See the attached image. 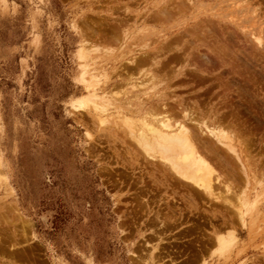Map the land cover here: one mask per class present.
<instances>
[{"label": "rangeland", "instance_id": "1", "mask_svg": "<svg viewBox=\"0 0 264 264\" xmlns=\"http://www.w3.org/2000/svg\"><path fill=\"white\" fill-rule=\"evenodd\" d=\"M91 28L98 34L90 37ZM146 50L160 52L165 66L126 65L124 57ZM86 64L102 86L109 81L96 91L112 102L105 125L88 101ZM128 80H140V90ZM164 103L242 128L251 151L244 169L224 148L212 157L241 207L233 195L231 204L209 200L145 161L122 119L138 124ZM6 263L264 264V0H0Z\"/></svg>", "mask_w": 264, "mask_h": 264}, {"label": "bare ground", "instance_id": "2", "mask_svg": "<svg viewBox=\"0 0 264 264\" xmlns=\"http://www.w3.org/2000/svg\"><path fill=\"white\" fill-rule=\"evenodd\" d=\"M117 24L120 25V22ZM120 28H122V27H120ZM91 29L92 30L90 31V35L88 33H87V35H89L91 37L93 35L98 34V32H96L95 29H93V28H91ZM89 30H90V28H89ZM110 39H108V40H110ZM256 40H257L258 44H260L262 42V40L259 36H256ZM105 42H106V40H105ZM171 47H172V45H171ZM150 51H148V50L143 51V53H144L143 56L142 57L139 56V58L137 57L138 56L137 55V56H132V57L131 56L124 57L123 59L127 60L126 65H128L131 68H138L143 63L145 64V62H148V63H152V64H150L151 67H152V65H154V66L156 65L159 69L160 68L162 69L166 64L163 61L164 58L159 59L160 60L159 61L158 57H157L159 55L156 54V53H158V51H153V52H155L154 54ZM162 52H163V50H162ZM85 53L88 55L87 51ZM158 54H160V52ZM173 57L174 56H172V58ZM187 57H188V55H187ZM172 58H170V59H172ZM175 59H173V60H175ZM161 60H162V62H161ZM194 63H195V61L192 64L194 65ZM197 65L200 66V64H195L194 68L196 67V69L198 68L200 71H202L201 68L198 67ZM85 66H86L85 68L87 70L86 72H89V70H90L89 64H86ZM156 66L154 68H156ZM202 69L204 70V68H202ZM163 71L165 72V70H163ZM125 72H127V71H125ZM135 72H137V70ZM130 76H132V75H130ZM163 76H162V78H163ZM148 77L150 78V79L148 78L150 81L154 80L156 78L153 73H150V76H148ZM127 79H129V78H127ZM139 81L135 80V81L129 82V80H128L127 84L130 85V83H132L131 87L133 90H136L138 88L140 90V86H142V83ZM142 81L144 82V80H142ZM145 81H146V79H145ZM108 82L105 81L103 83V86H102L101 85L102 84L101 79L97 78L95 73L89 72V87L88 86L87 87H88V90H90L92 93L89 96L88 101L91 103L92 110L95 111L97 118H98V121L104 125L107 124V122H109V117H111L109 114V110L112 107V102H110L109 100H106V101L103 100L102 97L98 96L99 94L97 95L96 91L101 89V87L106 86L108 84ZM148 82L149 81H147V83ZM158 82H160V81H158ZM122 83H125V81ZM144 85H146V84H144ZM126 93H130V92L128 91ZM146 94H147V92H146ZM136 96H138V95H136ZM135 97H131V98L128 97L126 102L129 103L130 100H132ZM147 99L145 98L144 102L150 100V99H148V100ZM134 100H136V98ZM169 103H171V102H169ZM154 105L152 108L150 107L151 110L150 109L148 110V114L145 113L146 116H142V118L138 121L139 122L138 124H135V120H133L132 118L127 117V116H125L126 118L124 117L122 119V122L124 123V125L129 128L131 139L132 138L134 139V141L136 142L135 144L137 145L139 150H141L142 153L144 154V155L143 154L142 155H143L145 161L147 160L149 162V164L154 167V169L157 168L161 172H163V174L166 177H167V175H169V177L172 179V181L179 182L180 184H183L187 187H190L191 189L196 190L199 194H201L203 197H205L209 200H219V199L223 198L225 202L231 204L228 196L233 195V197L237 198V201H238L237 203H238V205H240L239 207H241L243 205L242 197H240L239 195H238L239 197H237V195L235 196L236 193H234V191H233L232 182H230L227 175L222 174L221 172H219L216 169V167H215L216 164L214 163V160L212 159V157H214V156L217 157L219 155L220 151L222 150V148H224L228 151V153L231 154V156L230 155H228V156H230V157H232V155L235 156L237 163H240L244 169L246 166V163H244L243 159H244L245 155L247 156L246 153L251 152V151H249V149H247V148H249V145L247 147L245 146L246 149H243V148H245L244 144L242 143L241 140H239V137L243 132L242 128L239 126L241 129H239V128L238 129L236 128L234 130L229 129L230 125H231L230 123L227 125L229 128L224 126V124H222V123L221 124H219L218 122L216 123V121L213 117H211L212 119H210V117L204 116L205 114L204 115L197 114L195 112V110L191 109L192 106H191V108H188V109L185 108L186 110L176 111L173 109L171 110V108H169V106L166 105L165 103H164V105H161V104H157V105L154 104ZM128 107H129V105H128ZM176 109H178V107ZM138 112H139V110H138ZM118 113H120V112L118 111ZM232 126L233 125H231V127ZM233 131H235L234 134L232 133ZM236 131H237V133H236ZM128 135H129V133H128ZM243 140H246V139H243ZM245 143H248V141ZM218 145L220 146V148L218 147ZM242 145H243V148H242ZM251 149L254 150V148L252 146H251ZM226 150H224L225 153L227 152ZM138 155H140V154H138ZM159 170H158V172H159ZM244 173L247 175L246 171ZM247 178H248V176H247ZM167 180L168 179H166V181ZM169 181L171 182V180H169ZM220 186L221 187L223 186L222 188H223L224 192L220 191L221 190ZM171 187H172V185H171ZM190 188H188V189H190ZM224 194H226L227 196ZM196 198H198V197H196ZM173 199L175 200V198H173ZM142 201L146 205V208L149 209V211L153 213L154 210H152L153 208L150 209L148 200L143 198ZM175 201H177V200H175ZM239 210H240V208H239ZM239 214L242 215V210L239 211ZM155 218H156V220L160 221L161 226L162 225L167 226L168 217L166 215L162 218L161 213L156 211ZM170 223H171V221H170ZM156 234L158 236V239H160V241H164L161 234H158V233H156ZM217 241L220 244L226 243L225 239L221 236L217 237ZM228 243H229V241H228ZM154 245H155V243H154ZM154 245H153V248L155 249L156 246H154ZM149 258H150V256H149ZM149 258L147 260H149ZM172 261H173V259H172Z\"/></svg>", "mask_w": 264, "mask_h": 264}]
</instances>
